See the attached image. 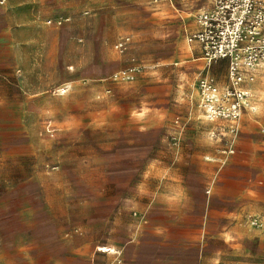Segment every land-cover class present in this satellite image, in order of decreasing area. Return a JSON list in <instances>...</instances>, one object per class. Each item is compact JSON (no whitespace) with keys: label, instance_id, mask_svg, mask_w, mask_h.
Segmentation results:
<instances>
[{"label":"rangeland","instance_id":"1","mask_svg":"<svg viewBox=\"0 0 264 264\" xmlns=\"http://www.w3.org/2000/svg\"><path fill=\"white\" fill-rule=\"evenodd\" d=\"M209 2L73 0L70 22L77 89L96 92L97 100L115 96L121 89L119 106L135 99V129L139 125L140 130L135 132V147L96 146L91 149H97L98 154L89 153L84 140L88 131L83 127L62 130L51 118L44 119L42 129H9L4 123L10 115L3 112V106H9L11 100L0 98V153L31 160L36 157V137L44 139L43 226L34 209L39 201L37 179L25 177L20 170L0 178V234L12 246L27 242L31 250L27 264H40L34 255L36 235L43 238V264H127L134 260L135 255L126 257L125 251H135V223L141 226L147 222L143 210L147 200L138 199V193L147 185L142 170L148 151L155 148L152 142L157 139L161 150L178 159L186 137L197 132L192 122L218 144L220 166L225 167L237 153L243 157L235 161L236 168L247 163L253 170L264 166V60L254 70L253 84L241 83L248 93L240 99L237 119L221 115L211 119L206 108L208 96L201 87L204 76L218 86L220 107L227 108L237 99L227 94L233 86L228 62L218 60L207 66L204 59L190 51L187 42L196 14ZM85 6L91 8L90 14L81 12ZM124 35L131 37L132 52L144 65L132 81L110 77L129 63L114 47ZM84 96L88 95L77 94L76 102L86 104L90 98ZM27 105L32 111L36 108L31 99ZM28 121L35 125L34 112L28 113ZM245 222L264 231V211L247 213ZM102 245L110 250L102 253ZM52 249L59 251L57 257L47 254ZM87 250L95 253L79 252Z\"/></svg>","mask_w":264,"mask_h":264},{"label":"crops","instance_id":"2","mask_svg":"<svg viewBox=\"0 0 264 264\" xmlns=\"http://www.w3.org/2000/svg\"><path fill=\"white\" fill-rule=\"evenodd\" d=\"M72 5L73 0H0V98L11 100L9 106H3V112L10 115L5 127L38 130L43 128L44 119L51 118L62 130L83 127L88 131L84 140L89 153L98 154L97 149H91L96 146L135 147V132L140 131L139 125L135 129V99L119 106L121 89L115 96L99 100L96 92L77 89L72 20L61 26L47 23V19L61 15L73 17ZM85 9L91 8L85 6L81 12ZM195 24L194 20L188 32ZM132 47L134 42L124 54L127 59L135 54ZM189 48L201 58L198 45L189 44ZM79 93L90 100L77 103ZM28 99L36 104L34 111L27 105ZM29 112L36 114L34 126L28 121ZM191 125L197 132L186 137L178 159L161 150L157 139L152 142L155 148L148 151L142 170L147 185L138 193V199L147 200L143 207L147 222L141 226L135 223V251H125L126 257L135 256L127 264H264V231L245 222L247 213L264 211V166L253 170L247 163L236 168L235 161L243 157L238 153L225 167L220 166L218 144L200 131L198 123ZM43 142L36 137V157L31 160L0 153V178L20 170L25 177L37 179L39 201L34 209L40 226L44 210ZM131 154L135 161L134 150ZM8 242L0 234V264H27L31 257L27 242L15 246ZM34 245V255L43 264V238L36 235ZM58 253L56 249L47 252L52 258Z\"/></svg>","mask_w":264,"mask_h":264},{"label":"built area","instance_id":"3","mask_svg":"<svg viewBox=\"0 0 264 264\" xmlns=\"http://www.w3.org/2000/svg\"><path fill=\"white\" fill-rule=\"evenodd\" d=\"M2 2V1H1ZM91 9H85L84 15ZM72 20L70 16L61 15L47 19L50 25L61 26ZM195 26L187 32L189 44L200 48V57L207 66L218 60H226L229 65V76L233 86L227 89L237 99L227 108L217 104L220 92L214 80L209 76L201 78V87L207 94L205 101L211 119L225 116L234 119L241 111V98L247 94L241 83L254 81L255 68L264 60V0H211L210 5L202 8L195 16ZM131 37L124 35L114 44L120 54H126L131 46ZM129 63L114 72L110 77L116 80L132 81L144 68V65L133 54L128 57ZM206 264H220L210 261Z\"/></svg>","mask_w":264,"mask_h":264},{"label":"bare ground","instance_id":"4","mask_svg":"<svg viewBox=\"0 0 264 264\" xmlns=\"http://www.w3.org/2000/svg\"><path fill=\"white\" fill-rule=\"evenodd\" d=\"M248 93V92H247ZM102 248V247H101ZM104 250L105 251H108V250H110V247H108V246H104ZM113 252V251H112Z\"/></svg>","mask_w":264,"mask_h":264}]
</instances>
